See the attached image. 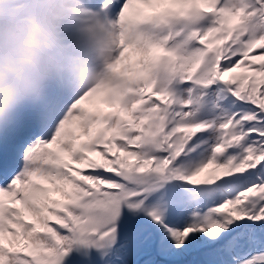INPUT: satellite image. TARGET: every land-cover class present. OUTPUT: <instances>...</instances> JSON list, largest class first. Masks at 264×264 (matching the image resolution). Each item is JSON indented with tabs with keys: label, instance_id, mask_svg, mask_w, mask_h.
<instances>
[{
	"label": "rangeland",
	"instance_id": "1",
	"mask_svg": "<svg viewBox=\"0 0 264 264\" xmlns=\"http://www.w3.org/2000/svg\"><path fill=\"white\" fill-rule=\"evenodd\" d=\"M12 1L4 0V11L14 8ZM113 1L115 4H111L105 13L106 42L105 38L94 36L92 24L70 31V44L79 46L89 71L64 98L65 107H70V111L58 126L50 146L38 144L46 106L43 97H48L45 90L39 105L24 110L20 126L12 120H5L2 125L5 142L13 144L34 138L27 147L30 172L21 175V179L26 183L27 210L39 226L33 230L36 239L34 234L33 240L26 235L24 245L21 234L30 233L32 228L24 227L19 222L21 217L10 211L0 234V264H18L15 257L18 247L28 245L33 248L37 264H201L197 256H201L202 251L210 252L215 258L212 262L207 259L204 264H230L235 260L238 264H264V248H246L244 251L247 244H243L239 248L226 249L230 248L231 238L242 231L243 227H239L245 224L236 220L238 213L234 203L224 204L223 197L209 205V194L205 191L219 189L227 185V181L239 177L238 161L248 150L244 144L245 136L230 133V119L222 120L221 104L227 103L223 107L226 113L237 110V103L233 102L232 106L230 99L241 86L239 97L245 102L251 100L254 114L264 116V0H227L220 4L216 0H206L208 17L201 16L190 0H182L184 10L177 9L181 0H154L155 6L146 0L142 1L147 5L138 0L140 6L136 0ZM66 3L70 0H65ZM122 4L125 5L123 10L116 15L112 7ZM34 5L36 2L28 1L20 8ZM171 7L176 9L172 11ZM83 8H73L72 14ZM52 10L57 11L54 7ZM89 13L90 9H87L85 14L89 16ZM247 31L251 36H246ZM200 32L201 38L197 37ZM12 36L24 48L23 40L15 34ZM30 42L34 43L33 40ZM206 56L209 60L207 68L224 59L210 80L204 76L209 86L211 82L215 83V88L207 94L197 93L193 77L200 74L194 67L202 69ZM164 57L170 62L180 57L181 63L174 66L175 82L180 86L163 90L159 81L152 86L159 92L153 96L148 112L142 114L140 126L133 134L136 147L128 148L127 156L116 158L115 151L111 152L107 143L103 144L105 153L113 155V160L103 158L101 152L94 154L87 149L91 159L85 166L80 162L82 170L91 174L97 183L103 180L107 189H84L80 182L64 174V166L67 158L82 159L75 146L84 150L82 140L77 137L88 134L92 119H98L92 106L95 91L113 85L112 90H116L120 85L117 79H120L124 82L121 89L129 88L126 90L128 95L133 88L138 93L145 89L150 96L151 87L146 89L142 77L155 76V62L164 65ZM212 73L207 71L208 76ZM53 81L46 74L44 88ZM169 93L173 98H179L184 123L179 130H185L187 135L181 134L170 121V108L166 106L165 97ZM100 95L105 98V94ZM119 100L127 103L126 98ZM208 100L212 107L201 110ZM99 111L102 114L100 108ZM244 116L251 119L250 113L245 112ZM223 121L226 128L221 133L219 128ZM200 127L205 129L204 134L200 133ZM261 127L258 124V129ZM92 132L93 136L104 135L102 128H94ZM74 138V144H70ZM262 142L261 152L264 138ZM238 143L240 148L234 149L236 157L233 158V150L228 147ZM121 148L124 150L123 146ZM117 154L121 156L123 152L119 150ZM254 159V153L247 158L251 163ZM133 160H137L135 165ZM32 176L39 182L36 183ZM259 184L248 194L264 198V185ZM91 185L95 186V183ZM10 190L9 185H0V204L15 194ZM53 194L62 195L61 204L69 213L57 215L60 222L43 230L50 225L49 221L57 220L52 209L58 211L59 207L54 202L47 206L53 200ZM55 199L59 201L58 197ZM25 208L21 210L24 215ZM262 210L256 212L260 216H247L244 223L251 229L263 228ZM158 217L164 221H158ZM256 220L258 223L250 225ZM233 228L238 229L233 232ZM257 230L254 231L258 233ZM254 236L251 235L250 246L257 240ZM240 238L237 237L236 243Z\"/></svg>",
	"mask_w": 264,
	"mask_h": 264
},
{
	"label": "trees",
	"instance_id": "2",
	"mask_svg": "<svg viewBox=\"0 0 264 264\" xmlns=\"http://www.w3.org/2000/svg\"><path fill=\"white\" fill-rule=\"evenodd\" d=\"M232 106H233V102H232ZM250 106L252 108L249 107V105L239 106V108L237 110L231 111L230 113L229 112L226 113L222 109V116L224 117L225 113L228 116L227 118H225V121H227L229 118H232L234 113H236L237 111H240L239 109H243V111H241V113H244V112L250 113L251 119L248 120V123L243 122V118H244L243 115H242V118L239 119V121L245 125L247 133H249L252 130V128L254 127V124H260L262 126L260 129H258V125L255 127V131L253 133V136L247 134L246 145H247L249 152L247 150V152L245 154H243L241 159L238 161L239 162V164H238L239 175H245L249 178L248 183H247V185L249 187L248 188L242 187L241 184L238 183L237 185H233L234 188H232V190H234L236 192V195L233 197V203L236 205V209H237V213H238L236 220L242 224H245V225L240 226L239 228L243 227L242 231L237 232L231 238L232 245L229 242L230 248H239L238 245H243V244H246L248 242H251V240H252L251 235L252 234L257 235V237H258L257 241H263V243H264V224H261V226H263V228L251 229L250 226H248V225H246V223H244V222H246L245 219L247 216H251V215L260 216L259 215L260 213H256V212L260 211L261 208H263V210H264V198L260 197L258 195H257L258 197L254 196L253 193L248 194L250 190L256 189L257 187H259L260 186L259 183H263L262 185H264V173H261L262 171H264V149L261 152L260 147H259L261 145V143L263 144L262 140L264 138V134H263L264 116L260 117L259 114H254L253 104ZM221 108H223V107H221ZM233 110H234V108H233ZM253 153L255 154V159H254L253 163L248 162L247 158L249 157L250 154L252 155ZM232 157L233 158L236 157L235 151L232 152ZM262 157H263V160H261ZM245 182L246 181H244L243 183H245ZM263 210L261 213H263ZM230 221L233 222V220H230ZM251 223H253V224H250V225L253 226L256 223H258V220H256L255 222H251ZM236 229H238V228H236ZM236 229L234 230V228H233L232 231L233 230L236 231ZM255 229H258L257 230L258 233H256V231H254ZM233 232H231L229 234H225L224 238H227ZM237 237H241L240 239H238L239 243H236ZM254 246H255V248H257L256 245H254ZM261 248H264V244L262 245ZM207 257L211 262L215 261V260H213L215 258L211 256L210 252H208Z\"/></svg>",
	"mask_w": 264,
	"mask_h": 264
}]
</instances>
